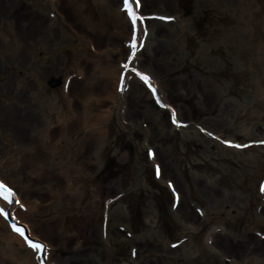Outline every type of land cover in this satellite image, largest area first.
<instances>
[{"label":"rangeland","instance_id":"374dc122","mask_svg":"<svg viewBox=\"0 0 264 264\" xmlns=\"http://www.w3.org/2000/svg\"><path fill=\"white\" fill-rule=\"evenodd\" d=\"M19 1L27 7L24 12L33 14L34 20H25L21 25L28 29L32 22L33 28H37L39 18H42L41 24L45 27L38 30L39 35L36 34L37 42L48 46L44 50L45 58L37 53L33 62L38 66L46 65L53 76L57 74L54 77L63 79L62 85L53 88L49 80L46 81L48 95L54 98L57 94L65 106L71 107L77 94L82 93L96 102L91 112L97 113L100 119L95 126L97 129L84 128L77 139L67 141L71 144L73 162L82 166L86 177L96 174L95 181L86 185L90 194L80 204L84 209L83 215L73 220L64 219L63 225L51 224V211L41 216L34 212L23 216L24 223L35 237L51 247L50 264H264V150L258 149V146L264 147V141H251L257 136L264 137V106L251 102L238 109L235 99H244L245 93L242 76L234 73V66L229 65L224 76V82L229 83L233 90L224 99L215 102L214 112L207 113L198 92L193 91V87L182 86L186 77L193 79L197 72L191 69L176 75L167 74L159 64L165 59L160 57L156 60L152 56L156 40L149 42L150 48L148 45L146 48L145 35L137 49L134 71L125 73L126 88L122 99L120 101L114 93L112 101V94L108 96V92L114 91L113 81L120 61L128 58L127 36L132 33L127 16L123 15L121 0H87V9H83L82 13L78 11L83 7L81 2L77 4L78 8L71 10L59 0H0V35L3 31L15 34V29L19 27L20 23L17 24L18 20L14 17V8ZM140 1L143 6L140 13L143 15L162 8L163 12L175 13L188 22L200 3V0H174V6L169 8ZM231 1L241 9L239 12L245 19L254 23V32H258L257 45L261 46L258 78L260 87L264 89V0ZM36 16L39 18L35 19ZM144 20L149 21L147 27L150 28V21H156V17L147 15ZM227 26L236 25L229 23ZM174 28L177 29V26ZM184 40L181 35L180 41ZM0 42L3 43L1 37ZM191 46L198 47V42L193 40ZM135 71L148 75L154 81L140 82ZM15 73L24 75L23 71ZM19 85L15 98L0 97V113L3 110L17 126V130L12 126L6 132L13 143L17 142L14 138L19 130H26L31 122L38 127V132L49 128L47 122L42 125L40 120L30 117L23 97L27 87L23 83ZM246 88L253 90L254 86ZM62 94L69 95V102ZM156 94L163 97L167 107L159 103ZM226 103L230 105L229 119H235V124L251 127L253 137L228 128L221 133L224 140L230 138L240 143L231 148H245L244 154L234 160L224 159L217 145L212 144L210 151L214 156L211 159L207 156V147L198 144L197 138L183 143L185 133L176 127V120L187 121L189 130L198 126L203 130L209 128L216 131L219 125L209 120L220 116ZM88 107L86 102H82L75 109L81 112ZM180 127L184 129L186 126ZM72 131L75 132V129ZM62 132L64 129H61ZM201 134L204 135V132L201 131ZM93 137L95 155L90 156L87 146L92 143ZM18 139L22 141L21 136ZM21 146L11 151L15 168L11 171L13 179L19 185L27 186L22 190L31 202L40 207L39 210H46L48 202L40 194L43 186L35 178L26 176L23 166L29 167L31 161L24 151L32 148L28 142ZM233 156L235 154H230V157ZM245 157L249 161L243 163ZM165 164L170 166V170L165 171L161 179V169ZM39 166L46 171L50 169L42 175L45 176V184L49 180L51 184H56L58 176L50 175L52 166L43 163ZM168 180L173 184L167 183ZM175 181L185 196L182 202L184 208L200 216L198 234H188V223L183 224L176 217L180 190L175 188ZM197 181L204 182L205 186L212 183L222 194V200L219 203L207 200L204 193L197 189ZM92 201L96 202L95 206L91 205ZM230 203L236 204V210L228 207ZM204 209H208L207 219L203 216ZM109 227L121 234L124 239L122 244L109 242ZM215 228L229 233L235 243L246 234L249 246H252L248 248L245 245L235 251L213 248L205 241ZM141 239L146 240L148 246H141ZM257 243L261 245L262 252L256 257L253 255L256 248L252 247H256ZM77 247L84 249L82 253L76 252ZM185 251L191 254L183 256Z\"/></svg>","mask_w":264,"mask_h":264},{"label":"bare ground","instance_id":"6f19581e","mask_svg":"<svg viewBox=\"0 0 264 264\" xmlns=\"http://www.w3.org/2000/svg\"><path fill=\"white\" fill-rule=\"evenodd\" d=\"M59 1H61L62 5H65L67 9L70 8L71 10L76 8L79 2L83 3L82 5L84 8L82 6L81 8L77 7L80 13L83 12V9H87L88 6L85 5L87 0H73V2L69 0ZM144 1L151 5L158 3L159 7L161 5L169 8L174 6V0ZM129 3L133 4L132 12H136L138 15L137 18L133 20L127 17V22H129L131 27L135 24L133 25L135 32L127 36L126 51L129 54L128 58L120 61L113 81L114 91L111 90L108 92V96L112 94L110 96L112 101L114 93L121 101L122 93L125 92L126 88L124 85L126 83L125 77L123 76L122 78L121 75L122 73L125 74L128 70L134 71V62L137 59L136 54L138 53L137 49L146 35V48L147 45L148 48H150L149 42L151 43L152 40H156L157 43L153 47L154 49L152 48L154 53L152 56L156 60L160 57L163 58V60L165 59L163 62L158 63L167 74L176 75L181 72H188L191 69L197 72V75H195L193 79L186 77L182 81V86H189V88L193 87V91L195 90L198 92L199 97L204 100L203 108L205 112H214L215 102L218 101V99H224L228 93L233 90V87L229 83L227 84L224 82V76L228 73L229 65L234 66V73L239 74L243 79L242 90L245 96L244 99H235L238 109H241L242 106L250 105L251 102L264 106V89L260 87V77L258 78V66L261 59V46L257 45L258 32H254V23L245 19L239 12L240 8L231 0H200L190 22L185 19H180L175 13L163 12L161 10L162 8L156 12H148L143 15L140 13V8L143 7L140 0L138 4L135 3L134 0H129ZM122 7L123 0H121V8ZM26 8L27 7L20 1L17 7L14 8L15 16H13L18 20L17 24L20 23L18 25L19 27L15 29V34L11 31H3L0 35L3 41V43L0 42V97L15 98L17 87H20L19 84H25L27 90L26 93L24 92L23 97L25 98L24 102H27V109L30 110V117L33 118V120H40L42 125L47 122L49 128L38 132L36 129L37 126L33 124L34 122H31L29 128H26V130L24 128L19 130L16 138H14V140L17 139V142L15 140L13 143V139H9L6 132L10 130L12 126L17 130L15 121L12 118H7L3 110L2 113H0V129H2V131H0V181L7 184L8 187L12 189V197L14 199V201L10 202L0 198V209L3 210L0 211L2 213V216L0 215V264H39L41 257L45 259L47 264H50L52 261L50 257L51 247L46 242L38 240L35 237L31 229L24 223L23 216L33 212L41 216L51 211L53 215L50 220H53V222H51L53 225H57V223L63 225L64 219L73 220L79 218L84 213L83 206L80 204L83 198L90 194L86 189V185L88 182L95 181L96 179V174H93L92 177L91 175L86 177L82 166L77 162H73L74 156L69 146L71 144L67 142L77 139L84 128H95V126L99 124L100 119L97 113L92 114L91 112L96 106V102L93 99L83 96L82 93H78L73 100V105L70 107L69 105L65 106L63 103L64 101L62 100L61 102L57 94L54 95V98L48 95L46 81L49 80V85L53 88L57 87L59 84L62 85L63 79L54 77L57 74L53 76L46 65L41 64L38 66L36 62H33L37 53H40L45 58L44 50L48 48V46H45V44L42 46L41 42H37L36 38V34L39 35L38 30L45 28L43 24H41L42 18L36 16L37 18L35 19L39 18L38 23H40L37 28H33L32 22H30L32 27L29 26L28 29H25L24 25H21V22H25V20L34 21L32 20L33 14H30V11L24 12ZM124 12L123 15H126V12ZM67 13L69 17L72 18L70 12L68 11ZM119 13L122 15L120 9ZM147 15L156 17V21H150V28L147 27L149 21L144 20ZM169 20H171L170 23H165V21L168 22ZM229 23H234L236 26L229 27L227 26ZM174 26H177V29H175ZM135 34L137 35L135 36ZM181 35L184 36V42L180 41ZM132 40L137 41L138 44L135 50L130 47ZM193 40L198 42V47L191 46ZM7 42H9V45H6ZM16 71H23L24 75H18L15 73ZM135 72L139 74L136 77L140 82L144 81L150 83L154 81L143 73L148 77V79L145 80L141 75L142 72ZM24 76L27 77L24 79ZM54 80L60 83L56 86H52L51 82ZM247 86H254V89L248 90L246 88ZM119 87H121V93H118ZM156 95L159 103L163 107H167L168 104L163 97L160 94ZM68 96L67 94H62L64 99ZM58 101L61 103L56 105ZM67 102H69V98H67ZM82 102H86L89 109H84L79 112L75 107ZM229 107L230 105L226 103L222 114L213 117L211 121L209 120V122L212 123L213 121L215 125H219L216 131H212L209 128L203 130L202 127L198 126L194 127L193 130H189V123H187V121L176 120L180 122L177 123L175 121L176 127L185 133L183 143H188L197 138L198 144L202 143L207 147V156L211 159L214 156L210 151L212 144L217 145L218 151L221 152L224 159L234 160L241 154H244L246 151L245 148L243 150L231 148L233 145L237 146L236 144L238 142H234L230 138L224 140L221 135L223 130L228 128L246 137H253L251 127H247L244 124H235V119L228 118L227 114L229 113ZM243 112L244 111H241V113ZM179 125H185L186 127L183 129ZM61 129H64V132H62L63 134H61ZM68 129H70V133ZM73 129H75V132L72 131ZM201 131L204 132V135L201 134ZM20 136L22 137V141H25L24 143L19 141L18 138H20ZM226 141L229 143H226ZM251 141L262 143L264 137L262 135L257 136ZM27 142L32 149L27 148V152H24L26 154L25 156L30 158L31 163L29 167L26 165L23 166L26 170V176L35 178L36 181L40 182L39 185L43 186V191L40 194L45 198L44 200L48 202V208L43 211L41 209L39 210L40 207L31 202L29 197H26L25 191L22 189L27 188V186H23V184L19 185V183L15 182L11 173V171L15 169L13 166L14 162L11 160V151L17 147L21 148V145ZM221 143H223V145H221ZM94 144L95 138L93 137L92 143L89 144V147L87 146L90 156L95 155V149L93 148ZM258 147L260 151L264 150V147ZM34 149L35 151H33ZM230 154H235V156L230 157ZM80 159H82V157ZM244 159L245 162L243 161V163L249 161L246 157ZM40 162L46 166H52L53 170L50 172V175L53 177L58 176L56 184H51L50 180L48 184H45L43 181L45 176L42 175L43 173H48L50 169H47V171L42 169V167L39 166V164H42ZM86 167L88 168L89 166L87 165ZM168 170H170V166L165 164L161 169V179L165 171ZM7 179H10L12 183L8 182ZM167 183L170 185L173 184L170 180H168ZM195 183L198 185L197 189L204 193L207 200L209 199L217 203L222 200V194H219V191L212 186V183H209L207 186L203 184L204 182L197 181ZM175 188L180 190V205L176 207V217L180 219L181 223H188L189 226H186L187 229H189L188 234H198L201 229L200 225L197 226L200 216L184 208L182 202L185 196L183 192L181 193V189L176 181ZM91 205L95 206L96 202L92 201ZM235 205L236 204L230 203L228 207L232 210H236L237 207ZM208 209H204L203 212L205 219L208 218ZM6 212H8L9 215L7 219H4L3 216ZM11 221L16 222L18 225H23L29 238L35 241H41V243L45 245L43 252L41 253L38 249L28 247L27 243L20 236L21 233H17L15 229L13 230L10 227ZM108 234L110 243H123L124 239H122L118 231L110 230L109 227ZM233 238L230 239L229 233L223 232L222 229L215 228L205 242L208 245L212 244L211 247L213 248L217 247L218 249L226 251H235L243 249L246 246L248 248L252 246H249V238L246 234H244L237 243L231 241ZM141 240V246H148L146 240ZM259 245L260 244L257 243L254 245L256 247H252L253 249L256 248V251L253 252V255L256 257L258 253L262 252V247ZM75 250L77 253H82L84 249L77 247ZM188 252L190 251H185L182 255L186 256L191 254Z\"/></svg>","mask_w":264,"mask_h":264},{"label":"snow or ice","instance_id":"6c2138e0","mask_svg":"<svg viewBox=\"0 0 264 264\" xmlns=\"http://www.w3.org/2000/svg\"><path fill=\"white\" fill-rule=\"evenodd\" d=\"M124 2V5L125 7L129 10V11H132V8H133V4L132 3H129V0H123ZM135 3L138 4L139 0H134ZM137 13L136 12H132V16H133V19H136L137 18ZM142 18V17H141ZM165 19H171V18H165ZM145 80L148 79V77L146 75H144L143 73L141 74ZM175 112L172 113V116H173V119L175 120ZM177 123H180L179 121H176ZM226 143H229L228 141H226ZM0 188H3L5 189V195H6V198H7V195L8 194H12V189L8 187L7 184H4L2 181H0ZM0 211H3L2 209H0ZM5 215H7V213H4ZM17 231H21V229L17 228L16 229ZM28 243L35 249H43L45 247V245L43 244H40V243H33L31 240L28 241Z\"/></svg>","mask_w":264,"mask_h":264},{"label":"water","instance_id":"95a60500","mask_svg":"<svg viewBox=\"0 0 264 264\" xmlns=\"http://www.w3.org/2000/svg\"><path fill=\"white\" fill-rule=\"evenodd\" d=\"M59 83H60V82H58L57 80H54V81L51 82V85H52V86H56V85H58Z\"/></svg>","mask_w":264,"mask_h":264}]
</instances>
